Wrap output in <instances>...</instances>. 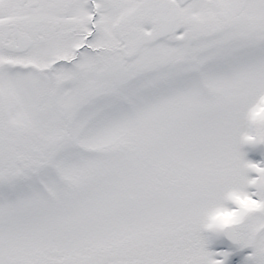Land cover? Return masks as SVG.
Wrapping results in <instances>:
<instances>
[{
    "label": "snow or ice",
    "instance_id": "6c2138e0",
    "mask_svg": "<svg viewBox=\"0 0 264 264\" xmlns=\"http://www.w3.org/2000/svg\"><path fill=\"white\" fill-rule=\"evenodd\" d=\"M0 264H264V0H0Z\"/></svg>",
    "mask_w": 264,
    "mask_h": 264
}]
</instances>
